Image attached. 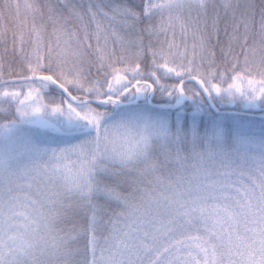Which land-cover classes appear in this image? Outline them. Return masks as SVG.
Returning a JSON list of instances; mask_svg holds the SVG:
<instances>
[{
	"label": "snow or ice",
	"instance_id": "6c2138e0",
	"mask_svg": "<svg viewBox=\"0 0 264 264\" xmlns=\"http://www.w3.org/2000/svg\"><path fill=\"white\" fill-rule=\"evenodd\" d=\"M0 264H264V0H0Z\"/></svg>",
	"mask_w": 264,
	"mask_h": 264
}]
</instances>
